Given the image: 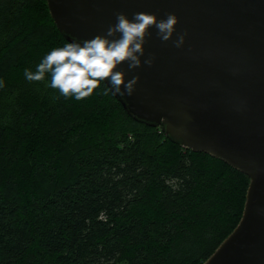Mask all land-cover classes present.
<instances>
[{
	"label": "trees",
	"instance_id": "1",
	"mask_svg": "<svg viewBox=\"0 0 264 264\" xmlns=\"http://www.w3.org/2000/svg\"><path fill=\"white\" fill-rule=\"evenodd\" d=\"M66 43L45 0H0V264H202L248 178L133 117L107 81L77 101L25 78Z\"/></svg>",
	"mask_w": 264,
	"mask_h": 264
},
{
	"label": "water",
	"instance_id": "2",
	"mask_svg": "<svg viewBox=\"0 0 264 264\" xmlns=\"http://www.w3.org/2000/svg\"><path fill=\"white\" fill-rule=\"evenodd\" d=\"M45 1L70 42L106 34L118 13L178 18L166 42L149 29L140 67L119 66L126 82L139 80L118 97L133 117L248 178L238 224L202 264H264V0Z\"/></svg>",
	"mask_w": 264,
	"mask_h": 264
},
{
	"label": "clouds",
	"instance_id": "3",
	"mask_svg": "<svg viewBox=\"0 0 264 264\" xmlns=\"http://www.w3.org/2000/svg\"><path fill=\"white\" fill-rule=\"evenodd\" d=\"M116 20L104 35L52 49L37 65L35 72L25 69V78L38 82L48 75L52 89L77 101L92 95L102 81L110 84L104 88V95L111 92L114 96H131L139 77L134 76L126 82V74L119 70V66L127 63L130 70L140 67L149 29L155 27L159 38L166 42L172 38L178 18L168 14L165 19L158 20L155 14L138 12L131 20L118 13ZM183 43L184 35H180L175 45L181 47ZM144 63L151 66L153 59L149 58ZM3 87L4 83L0 81V88Z\"/></svg>",
	"mask_w": 264,
	"mask_h": 264
}]
</instances>
